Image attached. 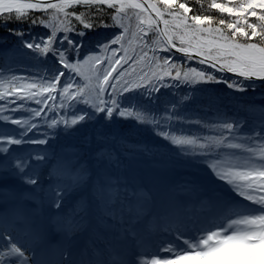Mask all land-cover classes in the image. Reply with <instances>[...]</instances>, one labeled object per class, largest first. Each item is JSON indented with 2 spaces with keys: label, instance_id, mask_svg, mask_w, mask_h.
<instances>
[{
  "label": "snow or ice",
  "instance_id": "snow-or-ice-1",
  "mask_svg": "<svg viewBox=\"0 0 264 264\" xmlns=\"http://www.w3.org/2000/svg\"><path fill=\"white\" fill-rule=\"evenodd\" d=\"M0 33V264H264V0H0Z\"/></svg>",
  "mask_w": 264,
  "mask_h": 264
},
{
  "label": "trees",
  "instance_id": "trees-1",
  "mask_svg": "<svg viewBox=\"0 0 264 264\" xmlns=\"http://www.w3.org/2000/svg\"><path fill=\"white\" fill-rule=\"evenodd\" d=\"M99 31L103 32L105 30L104 29H100ZM0 35H3V33H0ZM100 38H102V37H100ZM9 59H11V58H9ZM195 66L199 67L198 65H195ZM257 87L259 88V86H257ZM252 99L255 101L257 106H260L261 103H262V100H264V98H262L260 95H256ZM86 134H87V130L85 131V135ZM132 139H143V137H138L137 136V137H132Z\"/></svg>",
  "mask_w": 264,
  "mask_h": 264
},
{
  "label": "rangeland",
  "instance_id": "rangeland-1",
  "mask_svg": "<svg viewBox=\"0 0 264 264\" xmlns=\"http://www.w3.org/2000/svg\"><path fill=\"white\" fill-rule=\"evenodd\" d=\"M258 86H259V84H258Z\"/></svg>",
  "mask_w": 264,
  "mask_h": 264
},
{
  "label": "water",
  "instance_id": "water-1",
  "mask_svg": "<svg viewBox=\"0 0 264 264\" xmlns=\"http://www.w3.org/2000/svg\"><path fill=\"white\" fill-rule=\"evenodd\" d=\"M258 84H259V82H258Z\"/></svg>",
  "mask_w": 264,
  "mask_h": 264
}]
</instances>
